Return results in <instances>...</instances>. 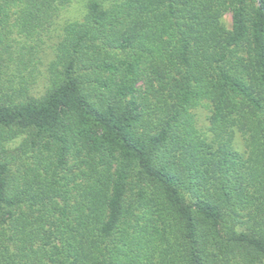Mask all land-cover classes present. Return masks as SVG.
Instances as JSON below:
<instances>
[{
  "label": "trees",
  "instance_id": "obj_1",
  "mask_svg": "<svg viewBox=\"0 0 264 264\" xmlns=\"http://www.w3.org/2000/svg\"><path fill=\"white\" fill-rule=\"evenodd\" d=\"M72 3L0 0V264H264V0Z\"/></svg>",
  "mask_w": 264,
  "mask_h": 264
},
{
  "label": "rangeland",
  "instance_id": "obj_2",
  "mask_svg": "<svg viewBox=\"0 0 264 264\" xmlns=\"http://www.w3.org/2000/svg\"><path fill=\"white\" fill-rule=\"evenodd\" d=\"M87 0H73V3L70 5V7L65 10L60 18L57 20L56 25L54 27V32H52V39L48 40L45 46V55L46 60L52 58L53 53V47L55 46L56 42L59 39V36L61 34L62 27L70 22L77 19H80L84 12H85V4ZM223 23L225 24L227 29H231L232 27V17L231 13H226L222 18ZM191 113L194 118V125L195 128L203 135H206L210 137L209 127H210V116L211 112L209 107L207 106V103H202L199 106L195 107L191 110ZM235 144L237 149L243 150L245 146V141L242 137V135L237 134L235 138Z\"/></svg>",
  "mask_w": 264,
  "mask_h": 264
}]
</instances>
